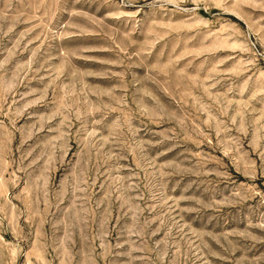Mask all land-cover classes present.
<instances>
[{"label": "rangeland", "instance_id": "rangeland-1", "mask_svg": "<svg viewBox=\"0 0 264 264\" xmlns=\"http://www.w3.org/2000/svg\"><path fill=\"white\" fill-rule=\"evenodd\" d=\"M0 264H264V0H0Z\"/></svg>", "mask_w": 264, "mask_h": 264}]
</instances>
